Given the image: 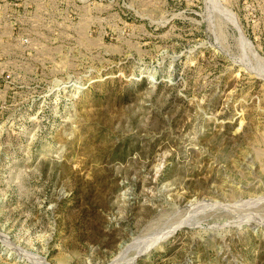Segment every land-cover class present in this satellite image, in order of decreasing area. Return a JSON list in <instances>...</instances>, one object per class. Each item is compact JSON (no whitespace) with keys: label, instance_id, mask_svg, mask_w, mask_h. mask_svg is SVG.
Returning a JSON list of instances; mask_svg holds the SVG:
<instances>
[{"label":"rangeland","instance_id":"1","mask_svg":"<svg viewBox=\"0 0 264 264\" xmlns=\"http://www.w3.org/2000/svg\"><path fill=\"white\" fill-rule=\"evenodd\" d=\"M0 264H264V0H0Z\"/></svg>","mask_w":264,"mask_h":264}]
</instances>
